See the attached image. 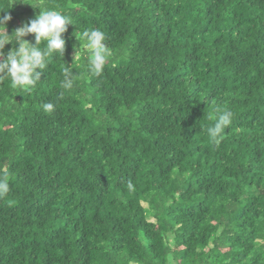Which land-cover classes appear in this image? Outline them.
<instances>
[{
  "label": "trees",
  "instance_id": "16d2710c",
  "mask_svg": "<svg viewBox=\"0 0 264 264\" xmlns=\"http://www.w3.org/2000/svg\"><path fill=\"white\" fill-rule=\"evenodd\" d=\"M37 2L0 0L9 33ZM45 4L73 21L64 57L27 95L0 82V264H264V0ZM94 28L99 77L74 60Z\"/></svg>",
  "mask_w": 264,
  "mask_h": 264
},
{
  "label": "clouds",
  "instance_id": "9594fccd",
  "mask_svg": "<svg viewBox=\"0 0 264 264\" xmlns=\"http://www.w3.org/2000/svg\"><path fill=\"white\" fill-rule=\"evenodd\" d=\"M17 2H24V0H17ZM30 4L38 8L39 13L34 19L15 28L11 33L8 31L11 15H4V11H0V82H10L17 93L22 92L25 95L31 93L36 84L41 81L43 70L47 69L53 58L64 57L66 40L63 34L67 32L68 25L73 23L68 15L46 6L45 0ZM29 34H34V42L25 39ZM75 35L79 44L75 46L74 60L77 61L83 55L90 74L96 77L101 76L106 62L112 55L106 44L105 33L94 28ZM10 43L12 47L6 54V46ZM74 79L72 67L65 66L61 88L71 89ZM60 96H63V92ZM42 107L44 112L48 113L53 111L54 104L47 102ZM208 118L214 123L207 129V134L212 142L218 144L221 134L231 124L232 112L217 109L214 113H209ZM128 187L131 188V184ZM8 191L7 181L0 177V196Z\"/></svg>",
  "mask_w": 264,
  "mask_h": 264
}]
</instances>
